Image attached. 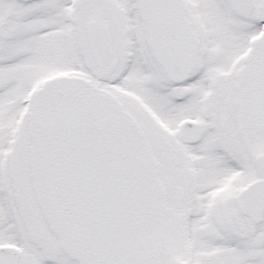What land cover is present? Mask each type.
I'll return each mask as SVG.
<instances>
[{"label": "snow or ice", "instance_id": "1", "mask_svg": "<svg viewBox=\"0 0 264 264\" xmlns=\"http://www.w3.org/2000/svg\"><path fill=\"white\" fill-rule=\"evenodd\" d=\"M0 264H264V0H0Z\"/></svg>", "mask_w": 264, "mask_h": 264}]
</instances>
